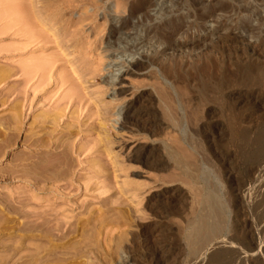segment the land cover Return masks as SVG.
I'll list each match as a JSON object with an SVG mask.
<instances>
[{"label": "rangeland", "instance_id": "rangeland-1", "mask_svg": "<svg viewBox=\"0 0 264 264\" xmlns=\"http://www.w3.org/2000/svg\"><path fill=\"white\" fill-rule=\"evenodd\" d=\"M140 96L153 132L123 125ZM169 149L227 204L199 254ZM0 264H264V0H0Z\"/></svg>", "mask_w": 264, "mask_h": 264}, {"label": "bare ground", "instance_id": "bare-ground-1", "mask_svg": "<svg viewBox=\"0 0 264 264\" xmlns=\"http://www.w3.org/2000/svg\"><path fill=\"white\" fill-rule=\"evenodd\" d=\"M149 6H150V4L148 2H144V1H143V3H139L138 5L133 6L132 7L133 8L132 11L130 10L131 11V17L134 18L137 14H140V15L143 14L144 15L143 16L144 19H142L143 21H141V23L143 24L145 22V20L147 21L149 19L148 16H147V14H148L147 9L149 8ZM198 15H199L198 11L193 12L192 15H191L192 17H195V20L196 21H193V24H197V26L200 24L199 21H198V19H197V16ZM130 22H131V18H129L128 20L122 22V29H125V28L129 27L130 26ZM175 23H176V20L175 19H172V20H169V21H166L165 20V21L161 22L159 24V26H162L163 28H168L169 26H171V25H173ZM179 28L181 30V27H179ZM148 33H149V30L148 29L145 32H142V34H139V33L136 32L135 38L136 39H142L143 36H145V35H146V38H147ZM144 63L145 62L136 61V63L134 64V67L138 68V67L142 66ZM140 100H141V96L138 99H135L133 101H130L126 105V108H125V110L123 112V125L125 126L126 124L131 123V124H133V126L138 127V128H140V129H142L144 131H148V132L151 131V132H153L159 126V124L158 123H152V122L149 121V119H147L148 115H150L149 111L141 110V109H138L137 108L138 105H139V103H140ZM181 102L179 101V103H180L179 105L183 106L184 102L183 101H181ZM176 103H178V100L176 101ZM175 105L176 106H173V107L171 105L172 108L170 107V109L167 110L169 112L166 115L170 116L169 117L170 120L173 122V124L180 131H182V128H184V124H186V123H188L189 125H193V124L195 125V123L199 122V118L200 117L198 115V109L197 108H194V109H191L190 108V110H188L187 108H185L186 107L185 106L184 109H183L184 112L183 113H180V111H178L179 110L178 109L179 108V105H177V104H175ZM167 108H169V107L167 106ZM167 111H165V113ZM137 150H138V148H137ZM168 154H169V156L172 159H174L175 164L178 165V168L181 169V171H182V173L184 175H186V176L189 175V176L193 177L194 166L197 165L198 163H196L195 165L192 164L193 165L192 166L189 161L188 162L186 161L188 159L183 160V157L181 155L179 156L178 153H177V151L175 152L174 150H171V149L168 150ZM155 155L156 154H154V153H149L148 154V152H147V154H145V153H141L140 152L138 154H133V157L136 160H139V161L144 160V162L151 164L154 161V160H151V159ZM58 156H59V154H58ZM67 163H68L67 166H69V162L68 161L66 162V164ZM154 164H155V162H154ZM58 165L60 166V164L57 163V165H56L57 167L56 166L55 167H56V169L58 168L60 170V167H58ZM62 165L63 164L61 163V166ZM190 166L193 167L192 168L193 171H192V169H191ZM195 167H198V166H195ZM64 169H66V167ZM64 169H63V172H64ZM67 169H69V168H67ZM198 169H199V167H198ZM198 169H196V171ZM201 169L199 171H201ZM206 169H205V171L208 170V169L207 170ZM97 172H99V171H97ZM97 172H95V173H97ZM200 173H201V175L199 173H197V174H199V176L196 173H194V174L197 175V179L196 180L198 182H201V184H202L201 187L199 186L200 184L198 185L199 186L198 188L195 185V183H198L194 179V178H196L195 176L193 177L194 180H192V178H191L192 183L195 185V186H192V187L197 188V191H196V189H194L195 190L194 192L196 193V194H194V196L196 197V201L198 202V204H196V205H198V207H197V210H194L195 215L193 216V218L188 221L189 224H188V227H187V230H186V234H187L186 236L190 240V244L192 246V250H194V253L195 254H199V252H202L204 249H206V247L208 245H211V243L214 242L217 238H219V236L222 235L223 232L226 231V229L229 227L228 226L229 221H227V218H228V214H227L228 213L227 212L228 211L227 210V204H226L225 200L223 199L224 197H222L223 194L220 192L221 190H219V185H217L218 183L215 182V181L214 182H210L211 179L209 178L210 179L209 180L207 178L208 177V174H206L207 175L206 176L204 171H201ZM209 174H211V173H209ZM209 177H212V176L209 175ZM165 211H167V210H165ZM168 212H170V211H168ZM168 212H167V214H168ZM169 214H171V212ZM147 241L148 240H146L145 242H147ZM145 242H142V243H145ZM134 258L135 257H131V259H134Z\"/></svg>", "mask_w": 264, "mask_h": 264}]
</instances>
